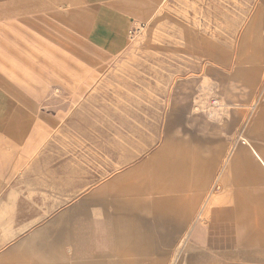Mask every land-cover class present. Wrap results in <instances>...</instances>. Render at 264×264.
<instances>
[{
  "label": "rangeland",
  "instance_id": "obj_1",
  "mask_svg": "<svg viewBox=\"0 0 264 264\" xmlns=\"http://www.w3.org/2000/svg\"><path fill=\"white\" fill-rule=\"evenodd\" d=\"M159 2L153 19L132 25L125 45L110 52L91 45L82 0H41V44L0 19V107L33 106L39 120L49 117L43 120L47 136L36 148L43 180L66 172L87 180L48 208L28 194H6L11 200L0 208V264H34V250L12 252L13 245L95 190L106 164L125 168L146 156L164 162L143 172L154 179L151 185L173 182L176 166L186 181L182 193L205 199L187 207L192 213L182 233L169 232L172 264L179 254L187 264L264 248V167L242 142L264 156V0ZM29 77L36 88L31 92ZM129 149L127 165H120ZM222 192L233 203L222 211L227 244L183 248L199 211ZM70 252L69 246L60 251L66 260Z\"/></svg>",
  "mask_w": 264,
  "mask_h": 264
},
{
  "label": "crops",
  "instance_id": "obj_2",
  "mask_svg": "<svg viewBox=\"0 0 264 264\" xmlns=\"http://www.w3.org/2000/svg\"><path fill=\"white\" fill-rule=\"evenodd\" d=\"M82 2L90 14L87 34L91 45L109 52L121 49L126 43L130 27L151 21L160 5L159 0ZM40 5L41 0H0V19L5 28L14 26L23 31L25 28L26 35L41 44L38 33H44L45 30L41 24ZM29 26L32 29L27 30ZM51 26L60 32L53 24ZM62 33L65 34L64 31ZM40 75L47 78V72ZM27 80L29 91L35 90L32 87L33 78ZM33 108L17 105L5 109L0 107V115H4L0 117V196L24 193L48 208L60 197L82 188L87 180L69 179V172L55 174V181L50 173L49 182L43 180L46 176L38 172L36 148L47 136L49 125L44 126L43 120L49 117L42 115L39 120L33 115L36 112ZM204 141L207 142L202 140V143ZM242 142L249 144L264 167V156L247 139ZM131 150H123L120 165L127 163ZM150 166L152 169L163 168L164 162L159 158L157 161H149L146 156L125 168L117 166V161L106 164L101 169L104 181L95 190L64 213L55 216L29 239L13 245L11 251L23 250L27 255L34 250L36 258L30 257L31 260H37L34 264H172L169 232L177 235L182 233V226L192 213L187 212V207L192 209L197 198L202 203L205 199L203 194L197 196L182 193L186 181L183 182L181 172L179 176L174 172L176 166L172 173L173 182H163L161 186L157 183L151 185L154 179L150 178V174H143ZM117 169L120 171L115 174L114 170ZM71 171L78 174L81 169L73 168ZM46 186L50 189H46ZM229 198V194L222 192L208 199L199 211V217L193 224L186 244L182 245L183 248L186 245L190 251H196L198 248L227 244V224L222 219V211L233 204ZM8 200H11L10 196L6 195L4 200L0 197V208ZM68 246L71 252L66 260L60 251ZM76 255L81 259H77ZM47 259L53 262L48 263ZM174 264H184L181 254ZM187 264H264V248L259 246L247 250L243 247L234 255L222 256L220 259L197 257L190 259Z\"/></svg>",
  "mask_w": 264,
  "mask_h": 264
}]
</instances>
